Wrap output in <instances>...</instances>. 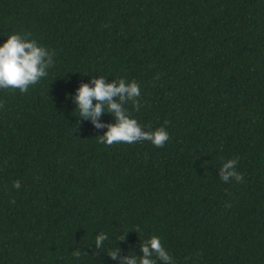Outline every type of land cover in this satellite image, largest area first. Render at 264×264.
I'll return each instance as SVG.
<instances>
[{
	"label": "trees",
	"instance_id": "trees-1",
	"mask_svg": "<svg viewBox=\"0 0 264 264\" xmlns=\"http://www.w3.org/2000/svg\"><path fill=\"white\" fill-rule=\"evenodd\" d=\"M25 33L54 66L0 90V264H120L153 236L174 264H264V0H0V45ZM100 76L139 84L125 108L164 147L98 143L71 96Z\"/></svg>",
	"mask_w": 264,
	"mask_h": 264
},
{
	"label": "clouds",
	"instance_id": "clouds-1",
	"mask_svg": "<svg viewBox=\"0 0 264 264\" xmlns=\"http://www.w3.org/2000/svg\"><path fill=\"white\" fill-rule=\"evenodd\" d=\"M30 33L12 34L6 42L0 45V90H19L26 93L29 86L37 84L41 78L48 76V69L54 66V53L47 48L40 46L34 39H29ZM105 77H93L89 84H81L75 96H71L76 104L75 111H78L80 120H91L96 128H107L102 136H98V143L106 146L113 144L127 143L134 144L141 141H149L155 147L162 148L169 140V133L165 127L154 131H145L138 124L137 120L131 118L127 113L125 105L132 103L136 111L140 110L139 97L141 89L139 84L133 80L130 83L124 79H115L112 83L106 82ZM95 101V104L93 103ZM3 105L0 104V107ZM102 113L111 114L115 123H100L99 117ZM169 121H164L167 125ZM239 157L229 159L220 167V179L228 183L235 179L237 183L243 182L244 176L236 170ZM13 187L19 189L20 182L14 181ZM140 232L139 226L134 229ZM127 234L118 237L124 240ZM108 239L106 233L101 232L95 238L96 250L104 246ZM142 256L130 255L120 258V248L109 250L108 254L113 260H119L120 264H174L169 252L163 247L161 240L153 236L142 242ZM80 251H74L73 256L79 258ZM93 255H96L94 252Z\"/></svg>",
	"mask_w": 264,
	"mask_h": 264
}]
</instances>
